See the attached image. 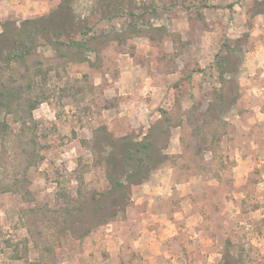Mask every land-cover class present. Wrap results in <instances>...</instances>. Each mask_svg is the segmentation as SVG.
Instances as JSON below:
<instances>
[{
    "label": "rangeland",
    "instance_id": "1",
    "mask_svg": "<svg viewBox=\"0 0 264 264\" xmlns=\"http://www.w3.org/2000/svg\"><path fill=\"white\" fill-rule=\"evenodd\" d=\"M135 2L151 12L134 26L96 0L0 14L1 34L69 4L103 33L82 50L40 37L0 67V264H153L129 233L152 212L184 232L162 264H264V0Z\"/></svg>",
    "mask_w": 264,
    "mask_h": 264
},
{
    "label": "trees",
    "instance_id": "2",
    "mask_svg": "<svg viewBox=\"0 0 264 264\" xmlns=\"http://www.w3.org/2000/svg\"><path fill=\"white\" fill-rule=\"evenodd\" d=\"M126 0H122L116 6L115 0H96L97 9L101 12V20L111 21L114 17L126 15L127 17H135V22L131 21V25H135L140 19L150 14V10L143 9L136 13L138 7L135 0H130L132 5L126 8ZM155 10V8H153ZM24 26V27H22ZM93 35V36H90ZM103 33L97 34L94 27L88 24V21L76 14L72 7L67 4H59L49 15L29 19L21 22H8L3 26V32L0 34V67L4 64L8 65L17 60H23L35 50L38 38L42 37L49 42L50 45L59 44L69 48H86L89 41L95 40ZM228 46V44H224ZM88 47V46H87ZM219 54H217L218 56ZM224 59L218 61L224 66ZM0 107L10 101V88L0 84ZM8 100V101H7ZM43 102V101H41ZM39 100L30 103L29 112L32 114L33 109L41 103ZM111 163H109L110 172L108 179L114 188H117L118 177L123 173V166L126 161L133 158L132 150L127 148L124 152L117 151L110 155ZM124 161V163H123ZM225 264H232L227 261Z\"/></svg>",
    "mask_w": 264,
    "mask_h": 264
},
{
    "label": "crops",
    "instance_id": "3",
    "mask_svg": "<svg viewBox=\"0 0 264 264\" xmlns=\"http://www.w3.org/2000/svg\"><path fill=\"white\" fill-rule=\"evenodd\" d=\"M56 3L57 0H0V14L2 16L14 15L18 17L33 16L35 13L44 14L47 13ZM159 174H164L162 177H165V175L170 176L169 171H164L163 173ZM161 183L163 184H160V181L153 180L150 181L147 186H152L153 189H157L158 191L167 189L169 186H172L171 184H169V182ZM193 213L194 212H192L191 215L190 213L183 214V216L187 217L189 220L196 219V215L195 213ZM176 214L179 213H174L173 219L167 213L152 212L151 216H148V213H141L142 216L140 217V221L138 220V225L129 231V233H132L136 230L135 232H133L134 235L131 239L132 246L135 247L136 250H140L143 253L148 252V247L149 249H151V251L153 248L155 249V252L157 254L156 256L152 255L150 263L162 264L161 259H163V257L162 255H159V253L170 251L169 249H167L169 248L168 245H163V243H165L164 241H167L166 243L178 242V239L180 240L184 236L182 227L179 226L180 224L175 218ZM180 214L182 213L180 212ZM201 233L202 231L195 230L190 237L192 239L194 237H197V239H199L200 237H202ZM128 234L126 235L125 233L127 239H129L128 237L130 236V234L129 236ZM157 259H159V261H157Z\"/></svg>",
    "mask_w": 264,
    "mask_h": 264
}]
</instances>
